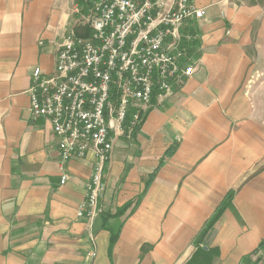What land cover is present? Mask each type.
Instances as JSON below:
<instances>
[{"label":"crops","instance_id":"crops-1","mask_svg":"<svg viewBox=\"0 0 264 264\" xmlns=\"http://www.w3.org/2000/svg\"><path fill=\"white\" fill-rule=\"evenodd\" d=\"M194 3L206 16L182 34L193 37L196 71L171 97L155 94L141 127L118 141L93 258L78 210L94 157L62 164L51 123L32 117L28 94L33 69L54 71L83 0H0V264H187L230 191L231 207L199 246L218 250L214 264H241L259 247L264 0Z\"/></svg>","mask_w":264,"mask_h":264},{"label":"built area","instance_id":"built-area-1","mask_svg":"<svg viewBox=\"0 0 264 264\" xmlns=\"http://www.w3.org/2000/svg\"><path fill=\"white\" fill-rule=\"evenodd\" d=\"M73 13L75 25L59 44L54 71L33 69L28 94L32 117L51 123L62 164L94 157L78 219L88 225L95 258L92 230L105 211L114 149L139 127L155 94L171 97L175 84L194 75L193 37L185 40L182 30L206 12L194 0H83ZM67 181L65 174L62 184Z\"/></svg>","mask_w":264,"mask_h":264},{"label":"trees","instance_id":"trees-1","mask_svg":"<svg viewBox=\"0 0 264 264\" xmlns=\"http://www.w3.org/2000/svg\"><path fill=\"white\" fill-rule=\"evenodd\" d=\"M233 197H234V192H229L226 198L224 199V201L216 209L214 215L210 218L208 223L205 225L203 231L200 233L198 237L197 251L192 256V258L188 261L187 264H214L215 263L216 259L218 258V253H219L218 250L217 249H205L204 247H201L199 245L205 240L208 233L219 222V220L221 219L226 209L231 207ZM126 207H128V209L130 208V206H126ZM117 238H118V234H114L112 236V239H111L112 245L116 242ZM256 253H263L264 255V240L261 242L259 247L256 249ZM262 261L263 259L260 260V262Z\"/></svg>","mask_w":264,"mask_h":264},{"label":"rangeland","instance_id":"rangeland-1","mask_svg":"<svg viewBox=\"0 0 264 264\" xmlns=\"http://www.w3.org/2000/svg\"><path fill=\"white\" fill-rule=\"evenodd\" d=\"M190 50V49H189ZM192 51V50H191ZM264 93V92H263ZM260 97V96H259ZM261 99V98H260ZM144 120V119H143ZM143 120H142V122H143ZM142 122L139 124V127L138 128H140L141 127V124H142ZM132 136L133 135H130V136H125L123 139H127V140H130L131 138H132ZM230 192H234V197H235V194H236V192L235 191H230ZM228 195V194H227ZM234 197H233V199H234ZM239 218V222H240V224L241 225H243L244 223H243V221H242V218H240V217H238ZM263 259V261L262 262H260V260H262ZM260 262V263H259ZM241 264H264V255H263V253H256V251L254 250L252 253H250V254H248V255H246V256H244V258L242 259V262H241Z\"/></svg>","mask_w":264,"mask_h":264}]
</instances>
